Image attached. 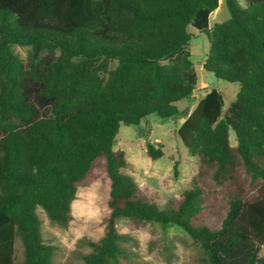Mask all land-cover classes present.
I'll list each match as a JSON object with an SVG mask.
<instances>
[{
	"label": "trees",
	"instance_id": "16d2710c",
	"mask_svg": "<svg viewBox=\"0 0 264 264\" xmlns=\"http://www.w3.org/2000/svg\"><path fill=\"white\" fill-rule=\"evenodd\" d=\"M219 2L0 0V264H53L37 208L67 227L78 186L98 176L108 214L84 264H130L120 219L181 228L202 264H264V0H225L230 18L210 27ZM190 26L209 42L203 68L240 89L224 115L212 89L185 118L177 132L199 169L160 208L114 144L121 123L181 115L177 103L196 90L182 73L191 54L166 61L190 43ZM146 152L163 156L150 143Z\"/></svg>",
	"mask_w": 264,
	"mask_h": 264
},
{
	"label": "rangeland",
	"instance_id": "374dc122",
	"mask_svg": "<svg viewBox=\"0 0 264 264\" xmlns=\"http://www.w3.org/2000/svg\"><path fill=\"white\" fill-rule=\"evenodd\" d=\"M246 6V0H237ZM230 18L225 0L209 19L212 27ZM191 41L183 46L167 63L181 62L183 53L191 54L192 67L183 71L185 79L196 88L193 96L177 103L181 115L161 118L151 114L139 126L120 124L114 149L126 154L127 172L154 203L165 208L169 201L180 197L187 189L199 169V159L188 152L178 135L185 118L195 109L198 101L212 89L219 91L224 100L223 115L229 104L236 99L240 86L217 78L203 68L209 50L206 36L190 26ZM14 51L26 58L28 49L15 47ZM108 69L116 66L110 61ZM230 141L235 145V134L230 131ZM161 147L163 156L151 159L147 145ZM108 180L105 176L92 178L78 186L72 202V219L67 227L52 222L45 211L38 207L36 213L41 222V235L45 244L54 246L53 264H84L83 256L92 251L90 241L99 240L104 233V218L107 208ZM117 228L122 235V245L128 251L130 264H202V253L187 233L177 226L163 228L154 222L120 219ZM23 259V246L19 238L15 241V261Z\"/></svg>",
	"mask_w": 264,
	"mask_h": 264
}]
</instances>
